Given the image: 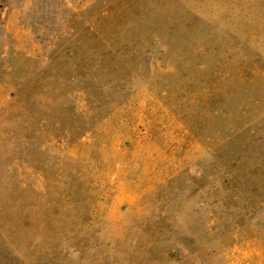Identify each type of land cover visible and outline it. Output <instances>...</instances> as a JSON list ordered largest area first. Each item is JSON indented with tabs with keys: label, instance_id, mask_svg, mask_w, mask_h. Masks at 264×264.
Instances as JSON below:
<instances>
[{
	"label": "rangeland",
	"instance_id": "obj_1",
	"mask_svg": "<svg viewBox=\"0 0 264 264\" xmlns=\"http://www.w3.org/2000/svg\"><path fill=\"white\" fill-rule=\"evenodd\" d=\"M0 264H264V0H0Z\"/></svg>",
	"mask_w": 264,
	"mask_h": 264
}]
</instances>
